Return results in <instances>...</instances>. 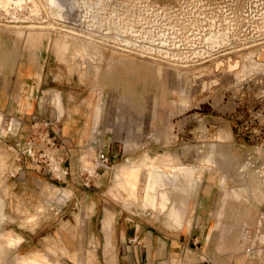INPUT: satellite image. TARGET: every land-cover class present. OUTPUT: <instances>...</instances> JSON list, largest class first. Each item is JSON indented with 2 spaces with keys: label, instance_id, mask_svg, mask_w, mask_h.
Masks as SVG:
<instances>
[{
  "label": "rangeland",
  "instance_id": "374dc122",
  "mask_svg": "<svg viewBox=\"0 0 264 264\" xmlns=\"http://www.w3.org/2000/svg\"><path fill=\"white\" fill-rule=\"evenodd\" d=\"M54 135L69 152L46 144ZM31 138L46 151L32 163ZM258 156L264 163V0H0V264L37 253L104 264L105 209L119 215L114 235L125 220L183 235L199 227L201 191L212 196L208 263L231 264L264 233ZM159 178L177 179L162 189L186 201L182 230L139 196ZM243 191L216 218L221 193Z\"/></svg>",
  "mask_w": 264,
  "mask_h": 264
},
{
  "label": "crops",
  "instance_id": "0c3cea01",
  "mask_svg": "<svg viewBox=\"0 0 264 264\" xmlns=\"http://www.w3.org/2000/svg\"><path fill=\"white\" fill-rule=\"evenodd\" d=\"M77 58L71 57L70 60L74 61ZM56 101L59 105V98H56ZM21 124H23L21 122ZM66 151L69 152L67 145ZM81 157L79 159L82 170H83V161ZM29 161V160H28ZM27 161V162H28ZM85 168V167H84ZM94 170V167L92 166ZM251 170L254 173V181L259 185L264 186V163H261V157L255 160V162L251 165ZM94 173V172H93ZM188 179V178H187ZM258 179V180H257ZM177 179L166 180V179H152V183H144L141 184L143 187L142 191H139V196L143 201H152L155 202L151 205L153 211L158 213V215L162 214L165 218V222L167 227L172 230H182L183 222H184V213L182 208L185 200L180 199L179 202H171L170 197L168 196L167 191L162 188L165 186L166 182L173 183ZM151 186L152 195L151 198L145 194V186ZM167 185V183H166ZM51 186H48L50 188ZM253 191H257L258 189L253 188ZM109 191L115 196V198L120 196L122 199V195L115 192V190L110 187ZM232 194L235 198L239 199L244 193L243 192H229L226 194L221 193L218 198L217 205L215 206V216L216 218L221 216V210L224 206L226 197L229 194ZM264 196L262 193L261 196ZM210 193H205L201 191L198 195L196 212H199V217L201 221H199V227H195L187 232L182 234H178L176 236L167 235L165 232L155 233V231L148 228L143 222L139 220H125L121 223L120 228L116 229L115 235L112 229L113 222L118 218L119 215L104 210V215L101 217V226L104 233V243H103V255H104V264H209L207 258V248L203 250L202 242L206 241L209 243V237L206 238V241L203 239L204 230L207 229L206 222L207 209L209 207ZM262 199V197H261ZM157 203V204H156ZM162 203V204H159ZM121 209V208H120ZM124 211L123 209H121ZM264 211V208H263ZM250 212V211H249ZM250 216L255 217L254 213H249ZM252 214V215H251ZM94 216V215H91ZM264 216V213H263ZM263 216L256 221V227L258 230H262V219ZM205 223V224H204ZM188 227L190 226V222H187ZM215 226V225H214ZM218 228L216 223L215 228ZM216 228V229H217ZM212 229V231L216 230ZM111 233V236H110ZM200 233L201 235L196 237V242H200V247H191V243L193 241V235ZM19 240V238H17ZM11 240V241H10ZM264 242V233L260 236V238H254L250 245V251L244 252V255L232 256L233 259L231 264H264V248L258 249V244L260 242ZM239 242V241H238ZM13 245L17 244L15 238L8 237V244ZM19 243V242H18ZM239 244V243H238ZM241 246V244H239ZM243 249L245 250L244 246ZM49 251L55 255L56 251L49 249ZM46 256L44 254H33L31 256L22 257V264L30 263L31 260H37L39 264H59L56 261L45 262ZM222 262V261H221Z\"/></svg>",
  "mask_w": 264,
  "mask_h": 264
},
{
  "label": "built area",
  "instance_id": "2783aa9c",
  "mask_svg": "<svg viewBox=\"0 0 264 264\" xmlns=\"http://www.w3.org/2000/svg\"><path fill=\"white\" fill-rule=\"evenodd\" d=\"M52 141V143H50ZM57 145L58 147H56L58 150L59 149H62L63 152L66 153V150L64 149L63 147V144L62 142L59 140L58 137H56V135H54L52 138H49L48 141H46V144L49 145V144H52V145ZM26 149H25V153H26V156H28V158H30V161L31 163L33 162V158H35V155L36 153H40V154H43L44 152H46L43 148V145L41 144H35V139L34 138H31V140L26 144ZM42 156V155H40ZM99 162L102 164V166H105L106 163H107V158L105 157L104 154H100L99 155ZM66 171H63L62 172V176H65L66 175ZM58 180L60 179L57 178ZM248 235H250V232L249 231H244V237H247ZM247 251H249L247 249Z\"/></svg>",
  "mask_w": 264,
  "mask_h": 264
},
{
  "label": "bare ground",
  "instance_id": "6f19581e",
  "mask_svg": "<svg viewBox=\"0 0 264 264\" xmlns=\"http://www.w3.org/2000/svg\"><path fill=\"white\" fill-rule=\"evenodd\" d=\"M3 2H5V1H3ZM97 54V53H96ZM95 55V54H94ZM101 55V54H100ZM94 57V56H93ZM95 58V57H94ZM96 58H98V57H96ZM93 59V58H92Z\"/></svg>",
  "mask_w": 264,
  "mask_h": 264
}]
</instances>
